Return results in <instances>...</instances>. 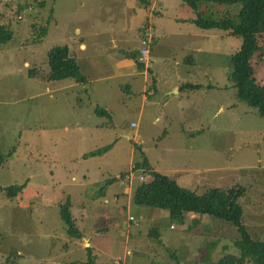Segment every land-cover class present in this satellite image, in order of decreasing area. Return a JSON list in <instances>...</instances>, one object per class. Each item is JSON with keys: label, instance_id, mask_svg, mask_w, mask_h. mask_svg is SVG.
Wrapping results in <instances>:
<instances>
[{"label": "rangeland", "instance_id": "obj_1", "mask_svg": "<svg viewBox=\"0 0 264 264\" xmlns=\"http://www.w3.org/2000/svg\"><path fill=\"white\" fill-rule=\"evenodd\" d=\"M170 1L175 9L182 0ZM137 2L0 0V21L13 32L0 42V264H214L225 252L238 254L233 240L240 234L224 220L205 215L199 225L185 226L165 208L133 202L125 187L133 192L139 176L150 179L134 169L144 161L196 192L242 188V223L253 238L264 240V118L236 98L227 79L240 36L187 24L190 51L171 66L181 72L175 75L167 65L154 69L157 93L142 105L140 93L127 87L106 95L88 86L65 94L61 81L46 80L47 50H73L92 25L88 19L101 28L113 20L121 39L113 51L127 62L123 44L135 39ZM208 10L221 15L236 8L199 9ZM43 24L44 34L32 41ZM175 40L178 46L179 36ZM189 59L197 62L194 69ZM82 65L81 60L83 71ZM253 65L262 82L264 57ZM182 68L191 72L185 75ZM179 77L202 88L190 87L196 90L188 88L164 106L161 89ZM107 146L100 156L83 157ZM20 184L11 196L1 190ZM66 204L81 238L66 232ZM84 236L91 237L88 249Z\"/></svg>", "mask_w": 264, "mask_h": 264}, {"label": "trees", "instance_id": "obj_2", "mask_svg": "<svg viewBox=\"0 0 264 264\" xmlns=\"http://www.w3.org/2000/svg\"><path fill=\"white\" fill-rule=\"evenodd\" d=\"M182 2L195 11L196 17L193 22L200 29L215 28L226 31L229 35L241 37V47L229 55L227 79L234 88L236 98L256 108L258 114L264 118V77L262 82L257 80L253 65V62L257 63L264 57V45L261 42V38H264V0H182ZM203 5H223L235 7L236 10L217 15L212 10H208L207 13L199 11ZM35 30L38 32L37 35L32 34V41L41 38L45 32V25H40ZM12 34V30L0 21V42L8 41ZM46 58L48 79L73 78L76 82L85 81L67 45L50 47L46 52ZM188 87L197 88L198 85ZM99 111L102 113V110ZM96 112L99 113L97 110ZM110 149L111 146H107L83 157L100 156ZM134 169H140L150 179L140 180L134 185L133 202L165 208L171 219L183 224L187 217L194 213L193 221L203 214L224 220L235 227L240 234L239 238L233 240V247L238 254L225 252L214 264H242L246 259L253 264H264V240L253 238L242 223L243 208L238 201L243 194L242 188L210 187L202 192H196L194 189L179 185L176 180L166 175L152 171L145 161L135 163ZM22 186L10 185L1 190L11 196L19 192ZM61 215L69 236L81 237L82 233L76 229L67 204L61 207Z\"/></svg>", "mask_w": 264, "mask_h": 264}, {"label": "crops", "instance_id": "obj_3", "mask_svg": "<svg viewBox=\"0 0 264 264\" xmlns=\"http://www.w3.org/2000/svg\"><path fill=\"white\" fill-rule=\"evenodd\" d=\"M170 3V0H145V2H139L138 0V2L133 5L132 10L136 17L131 27L135 28V39L128 42L123 41V46H127L126 48L129 53V60L127 62L125 61L126 59L119 56L118 51L117 53L113 51L117 49L118 44H121V39L116 33L113 20L110 21L109 26L107 25L101 28L96 27L92 19L91 21L88 19L87 25L89 26V23L92 24L89 26L90 28L85 30L82 34L79 33L80 35L75 41L73 50V47H71V49L68 47L69 53L75 57L79 69L81 68V60L83 61V71L80 69V73L84 76L85 81L76 82L73 78H64L60 80H51L47 78L46 80L49 82L61 81L59 82L61 84L59 89L65 90V94L71 93V89L78 91L80 88L84 89L88 86L98 95H106L104 92L113 87L117 89L127 87L132 92L140 93L142 105L143 102L149 100V97L157 93V84L153 70L155 69L158 71L161 65H167L170 67L169 70H174L175 75L179 74L181 71H179L178 68H171V66H179L181 63V56L190 51L187 36L190 33L193 34V32L192 30L188 31L186 25H190L191 23L195 25L193 20L196 14L182 1H180L179 4L176 3L178 6L175 9H172ZM145 23L152 27V36L149 44L148 60L142 63L137 60V56L140 46V37L142 36L141 25ZM77 30L82 31L80 28H77ZM178 36L180 44L177 46L175 37ZM203 36L206 37L207 35ZM97 37L102 45L98 44L96 41ZM101 38H103V40ZM180 50H182L183 53L178 55L177 53L178 51L180 53ZM100 53H103L104 56H99ZM187 62L192 69L198 65L193 59H189ZM109 63L112 65L111 68H109ZM188 72L190 73L191 70L182 68L183 74L186 75ZM192 72H194V70H192ZM112 79H115L116 82L112 81V83ZM65 80L70 81L65 84ZM184 80L185 79L182 77L176 78L168 86L161 89L160 94L166 99L165 101L163 100L164 106L168 105L167 102L174 96L185 92L188 88L189 90H196L190 89V87H188L189 85H198V88H202L201 84H193ZM161 104H163L162 101ZM76 121L78 122V120ZM132 123L133 122H130V125ZM151 169L157 172L153 168ZM121 182L124 181L121 180ZM125 190L128 196L132 198V188L126 186ZM123 193L124 192H116L115 195L118 197ZM204 216L205 215L201 214L196 221H193L192 218L194 217V213H191L184 221V224L185 226L192 224L199 225ZM153 232L155 233L157 230H153ZM83 239H85V236ZM84 241L85 247L91 246V237ZM89 264L94 263L92 262Z\"/></svg>", "mask_w": 264, "mask_h": 264}, {"label": "built area", "instance_id": "obj_4", "mask_svg": "<svg viewBox=\"0 0 264 264\" xmlns=\"http://www.w3.org/2000/svg\"><path fill=\"white\" fill-rule=\"evenodd\" d=\"M141 28H142V36L140 37V46L138 50L137 60L139 62L145 63V61L148 60V56H149V44L152 36V27L149 24L145 23L141 25ZM131 126H135V124L132 123ZM138 179L144 180L142 176H139Z\"/></svg>", "mask_w": 264, "mask_h": 264}]
</instances>
